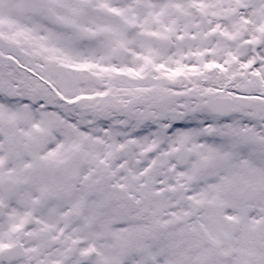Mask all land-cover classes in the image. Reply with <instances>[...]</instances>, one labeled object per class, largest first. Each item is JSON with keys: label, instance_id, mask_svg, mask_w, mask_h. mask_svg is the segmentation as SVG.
<instances>
[{"label": "snow or ice", "instance_id": "1", "mask_svg": "<svg viewBox=\"0 0 264 264\" xmlns=\"http://www.w3.org/2000/svg\"><path fill=\"white\" fill-rule=\"evenodd\" d=\"M0 264H264V0H0Z\"/></svg>", "mask_w": 264, "mask_h": 264}]
</instances>
